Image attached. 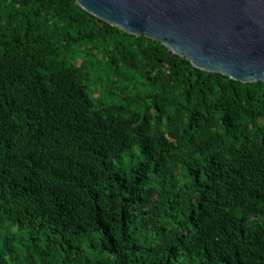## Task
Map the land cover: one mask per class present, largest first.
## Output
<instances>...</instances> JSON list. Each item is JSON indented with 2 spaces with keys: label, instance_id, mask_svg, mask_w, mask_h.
I'll list each match as a JSON object with an SVG mask.
<instances>
[{
  "label": "trees",
  "instance_id": "1",
  "mask_svg": "<svg viewBox=\"0 0 264 264\" xmlns=\"http://www.w3.org/2000/svg\"><path fill=\"white\" fill-rule=\"evenodd\" d=\"M0 264H264V82L0 0Z\"/></svg>",
  "mask_w": 264,
  "mask_h": 264
},
{
  "label": "water",
  "instance_id": "2",
  "mask_svg": "<svg viewBox=\"0 0 264 264\" xmlns=\"http://www.w3.org/2000/svg\"><path fill=\"white\" fill-rule=\"evenodd\" d=\"M111 26L145 36L193 67L264 82V0H75Z\"/></svg>",
  "mask_w": 264,
  "mask_h": 264
}]
</instances>
